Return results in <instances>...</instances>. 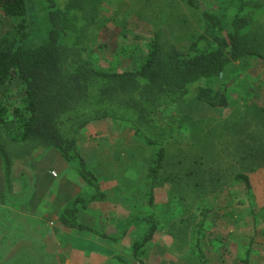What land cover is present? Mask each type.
Wrapping results in <instances>:
<instances>
[{
  "label": "rangeland",
  "instance_id": "rangeland-1",
  "mask_svg": "<svg viewBox=\"0 0 264 264\" xmlns=\"http://www.w3.org/2000/svg\"><path fill=\"white\" fill-rule=\"evenodd\" d=\"M248 1L254 4L259 0ZM44 11H39L35 17L42 25L39 32L43 35L48 32ZM263 14L264 8H261L256 16ZM14 25L15 20L0 12V37ZM159 26L169 30L181 49H186L202 31L198 12L186 0H105L89 43V57L99 69L134 68L139 60L129 57L137 56L139 51L143 55L147 41ZM213 82L218 88H227L231 101L228 108L215 109L188 102L164 107L156 113L158 122L177 121L182 133L165 145L166 159L153 189L151 205L147 199V174L157 147L146 146L131 128L111 120L90 124L81 136L79 150L107 196L102 208L109 205L118 210L113 222L118 221L121 212L120 222L124 223L127 210L154 215L158 221V231L143 248L144 264H205L196 248L197 236L209 264H240L238 257L253 239L251 264H264V233L255 231L246 190L234 181L237 173L249 175L256 211L264 213V62L258 58H243L228 65ZM55 150L40 149L28 159L17 161L11 190L4 180L0 162V221L2 214L8 215V211L11 216L22 213L19 225L28 228L33 218L30 215L35 176L37 190L62 189L59 185L65 178L61 170L63 162L55 158ZM67 174L73 183L71 198L89 194L91 190L76 169L70 167ZM44 191L38 193L43 200ZM1 204L6 208H1ZM201 206L209 208L210 216L199 234ZM8 207L13 209L7 210ZM110 207L105 209L107 213ZM79 209L85 213V220H88L86 215L102 213L81 206ZM43 221L52 227L57 219L48 214ZM142 227L135 225L127 236L130 238V234L137 233L142 237ZM260 227L264 229V224ZM12 249L13 245L0 237V264L24 263V257H8ZM130 257L132 264H139L132 255Z\"/></svg>",
  "mask_w": 264,
  "mask_h": 264
},
{
  "label": "trees",
  "instance_id": "trees-1",
  "mask_svg": "<svg viewBox=\"0 0 264 264\" xmlns=\"http://www.w3.org/2000/svg\"><path fill=\"white\" fill-rule=\"evenodd\" d=\"M104 2L0 0V12L15 20L12 30L0 37V162L8 190L17 161L28 159L40 149H57L91 190L86 196L76 197L59 220L68 228L95 233L77 218L80 206L85 208L107 198L79 150L87 126L111 120L131 128L146 146L158 148L147 174L151 205L166 159L165 145L182 133L177 121L158 122L156 113L188 102L226 109L231 104L227 88H218L215 78L243 58L264 62V14L256 16L258 9L264 8V0L254 4L248 0H186L202 21L201 33L186 49L174 42L167 28L159 26L143 55L140 51V57L126 54L139 60L136 67L123 71L99 69L88 53ZM43 10L48 29L45 35L39 32L42 25L35 18ZM234 181L246 190L255 231L264 233L260 227L264 213L256 211L249 175L237 173ZM200 213L199 234L210 216L209 208L201 206ZM133 224L145 226L141 239L132 244L133 258L144 264L143 248L158 231V221L154 215L132 210L127 228ZM127 232L124 230L121 237ZM200 240L197 236L196 248L209 264ZM253 245L254 239L238 257L240 264H251Z\"/></svg>",
  "mask_w": 264,
  "mask_h": 264
},
{
  "label": "crops",
  "instance_id": "crops-1",
  "mask_svg": "<svg viewBox=\"0 0 264 264\" xmlns=\"http://www.w3.org/2000/svg\"><path fill=\"white\" fill-rule=\"evenodd\" d=\"M54 156L59 159L60 163L63 162L61 163V170L65 178L63 183L59 185L62 189L54 190L55 192H53L52 187H50V190L46 189V191L37 190L38 182L35 176L34 193L31 201L33 206L30 215V218H33L32 221L28 222V228L19 225L20 220L23 219L21 217L22 213H16L11 216V213L8 211V215L3 216L4 213L2 214V220L0 221L1 240L4 242L9 241L13 245L12 250H14L8 257H24V260H22L24 262L23 264H108V262H113L114 264L116 261L121 262V259L132 264L130 262V256H133L132 244L140 240L141 238L139 237L141 235L138 236L137 233L130 234L129 238L126 233L121 237V233L124 230L128 229L129 231L135 226L133 225L127 228V218L130 210L126 211L124 223L120 222L121 212L117 216V218L119 217L118 221L116 222L114 220L115 223L112 218L115 217L114 214L118 210L108 205L106 208L110 207L111 209L107 213L108 210L106 211V208H102L106 200L104 202H93L85 207V209L101 210L102 213L106 211V216L105 214L97 216L102 214L98 211L97 215H92L93 218L86 215V219L88 218V220H85V213L79 210L77 214L78 221L89 229L96 230L98 233L68 228L60 222L59 217L61 213L71 203L69 201L74 200L76 196L73 198L69 196L71 193L70 188L73 184L67 174L70 170L69 165L66 164L59 151L55 150ZM33 170H35L34 167ZM40 191H44L46 194L44 200L39 197L38 193ZM37 199L41 201L37 202ZM23 205L24 203L19 206L21 207ZM1 208L6 207L2 205ZM9 209H13V207H8L7 210ZM42 209H44V213H41ZM48 214L49 216L53 215L57 219V222L52 227H49L50 223L47 225L43 221V217L48 216ZM119 227L121 228L119 229ZM7 231H10V234ZM101 234L109 235V237L102 236ZM110 236L119 237V240L111 239ZM26 257L27 259L33 257V259L26 260Z\"/></svg>",
  "mask_w": 264,
  "mask_h": 264
},
{
  "label": "built area",
  "instance_id": "built-area-1",
  "mask_svg": "<svg viewBox=\"0 0 264 264\" xmlns=\"http://www.w3.org/2000/svg\"><path fill=\"white\" fill-rule=\"evenodd\" d=\"M53 175H54V176H56V173H55V172H53Z\"/></svg>",
  "mask_w": 264,
  "mask_h": 264
}]
</instances>
